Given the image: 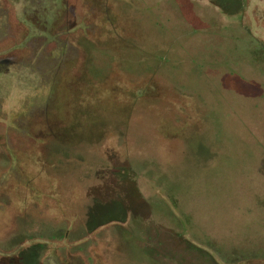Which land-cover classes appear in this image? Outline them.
I'll return each instance as SVG.
<instances>
[{"label":"rangeland","instance_id":"rangeland-1","mask_svg":"<svg viewBox=\"0 0 264 264\" xmlns=\"http://www.w3.org/2000/svg\"><path fill=\"white\" fill-rule=\"evenodd\" d=\"M197 3L144 9V53L109 38L61 51L32 38L58 22L50 6L0 0V264H264V0ZM73 71L88 136L51 142L50 120L82 117Z\"/></svg>","mask_w":264,"mask_h":264},{"label":"flooded vegetation","instance_id":"flooded-vegetation-1","mask_svg":"<svg viewBox=\"0 0 264 264\" xmlns=\"http://www.w3.org/2000/svg\"><path fill=\"white\" fill-rule=\"evenodd\" d=\"M8 1V0H6ZM14 2L16 5L20 2L24 6H34L39 7L38 9L34 8L35 11H37L38 15H44V7L50 6L53 12H55L58 22H53L49 24L47 27L46 25L37 24L38 29L40 31L37 33V35H33L32 38H46L50 36L53 40V46L58 47L61 51L62 50H72L75 48L77 50V47H74L75 40L81 39H88V38H94L97 40H104V39H116L121 41L122 43L124 40L129 39L133 41L131 43V46L134 50L140 49L142 52L147 53L152 50V43H149L147 46L141 45V42L138 44L137 41L141 39H149L150 38V32L149 27L147 25L146 18L143 15L144 9H146L147 13L151 14L153 11L158 13L160 10L159 8H156V4L158 0H153L152 2L148 3L147 0H10ZM194 3L198 4V0H193ZM154 2V3H153ZM143 3L146 5L143 6ZM155 6V7H154ZM43 17V16H42ZM45 24H48L46 20L42 21ZM21 30H23V34H28V31L23 25L21 26ZM61 40H64L63 43L60 42ZM121 42L116 41V44H119L121 46ZM61 46V47H60ZM101 50V49H99ZM132 50V51H134ZM12 60L8 57H1L0 58V69H5L9 63H11ZM118 64H115V66L112 68L113 71H115V74L113 76L118 77L119 79H116L114 81H119L121 76L119 75L120 68L117 66ZM75 66L74 68H76ZM74 75L68 76L70 87L72 88L73 92L81 93L80 96H75L78 98V102L81 103V113L82 117L80 118L81 121H84V124L89 122L88 113L87 111H84L83 109L88 108L87 100H89L88 97V89L87 85L85 84L84 78H80V74L76 73V71H73ZM68 82V86H69ZM113 81H111L112 83ZM145 82V80L143 81ZM132 86L135 88L139 83H134V81L131 82ZM146 85V84H145ZM117 85L106 83L105 80L102 79L101 82L98 84V94H100V98H112L115 97L114 93L117 90ZM87 90V91H85ZM103 91H107L110 93H113V95H103ZM84 95H87L83 97ZM104 101V99H103ZM60 114V113H59ZM57 113V115H59ZM70 114H72L70 112ZM81 126L83 123H80ZM56 121L53 119L50 120L49 126L47 125L46 128L39 129L43 132V135H50L51 142H56L57 140L61 143H71L76 141L78 138H86L84 135H80L79 130H82L80 128H76L78 123L76 125H68L71 129L69 130V137L70 140L66 141V137L63 136V138L58 139L57 136L54 134V129L56 127ZM98 129V128H97ZM40 131V132H41ZM40 132L37 131V133H33V135L28 138L30 140H33L34 143H39V151H41L40 147L43 146L41 140L38 138L40 136H43L39 134ZM77 134V135H76ZM79 135V136H78ZM41 138V137H40ZM43 141L45 142V138L43 136ZM50 142V143H51ZM51 145V144H50ZM35 146V145H34ZM26 147V146H25ZM43 148V147H41ZM41 157V158H40ZM45 154L38 155L37 156V166L39 170L41 169L45 173H49L50 177H54V172H52L51 169H53V163H50V165H47V160L44 159ZM49 169V170H48ZM9 182L0 183V193H3L5 195H8V192H2V188L4 185H7ZM109 212H115L118 214L117 211L112 209L107 210V214ZM119 240L124 241L119 237ZM134 241V240H133ZM125 242V241H124ZM128 242V241H127ZM136 242V241H134ZM150 252L152 251L150 248H148ZM234 255L231 256L229 261L231 264L233 261H237L239 258L238 253H233ZM240 258L241 255H240ZM237 263V262H236ZM180 264H183L182 262Z\"/></svg>","mask_w":264,"mask_h":264},{"label":"water","instance_id":"water-1","mask_svg":"<svg viewBox=\"0 0 264 264\" xmlns=\"http://www.w3.org/2000/svg\"><path fill=\"white\" fill-rule=\"evenodd\" d=\"M202 94H203V92H202ZM89 117V116H88ZM89 119H90V117H89ZM100 119H102V118H100ZM79 122V121H78ZM77 122V123H78ZM90 122V121H89ZM79 123H83L84 124V121H81L80 120V122ZM56 127H55V131H54V134L57 136V138L58 139H61V138H63V136H65L66 137V140L68 139H70V138H68L69 137V135H70V133H69V130L71 129L68 125H74V123H69V124H67V125H64V126H59V124H58V122H56ZM91 125V124H90ZM48 126H49V124H48ZM92 126V132H90L89 133V135L90 134H92L93 135V133H94V131L93 130H95L96 129V125L95 126H93V125H91ZM48 128V127H47ZM49 128H50V126H49ZM76 128H80L81 129V124L80 125H78V126H76ZM77 135V134H76ZM79 136V135H78ZM48 137V136H47ZM46 137V138H47ZM49 137H50V135H49Z\"/></svg>","mask_w":264,"mask_h":264}]
</instances>
